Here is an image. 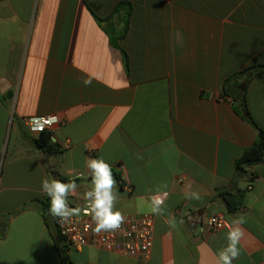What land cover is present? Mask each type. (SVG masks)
Wrapping results in <instances>:
<instances>
[{
	"label": "crops",
	"instance_id": "obj_1",
	"mask_svg": "<svg viewBox=\"0 0 264 264\" xmlns=\"http://www.w3.org/2000/svg\"><path fill=\"white\" fill-rule=\"evenodd\" d=\"M123 1L128 69L105 31H122L124 10L96 18ZM254 66H264V0H0V264H62L41 182L78 179L82 197L89 158L118 173L122 214H153L150 196H168L148 257L68 245L71 264H217L228 228L203 227L241 216L233 264H264V162L237 166L258 140L241 99L264 130V71L241 74ZM42 116L63 122L50 132L58 155L25 125ZM225 192L241 197L236 211Z\"/></svg>",
	"mask_w": 264,
	"mask_h": 264
},
{
	"label": "clouds",
	"instance_id": "obj_2",
	"mask_svg": "<svg viewBox=\"0 0 264 264\" xmlns=\"http://www.w3.org/2000/svg\"><path fill=\"white\" fill-rule=\"evenodd\" d=\"M182 35V34H181ZM86 83H90L86 81ZM86 166L90 170L91 188L82 194L78 193V185L73 181L64 182L53 178L43 179L41 190L50 198L48 212L50 216L59 218L60 222H68L73 216H77L83 210L91 216L95 224V232H107L118 230L125 220L124 215L115 208L117 195V181L114 178L111 166L100 158H89ZM186 195H189L186 193ZM168 196L167 192L157 191L150 196V208L153 214L162 215L164 200ZM191 197L199 198L198 194L191 193ZM69 197L82 198L86 202V207H71ZM171 228L176 227L175 218L169 217L165 221ZM243 217L225 224L228 228V244L219 251L217 264H233L239 258L240 249L238 247L243 237L241 225L244 223Z\"/></svg>",
	"mask_w": 264,
	"mask_h": 264
},
{
	"label": "built area",
	"instance_id": "obj_3",
	"mask_svg": "<svg viewBox=\"0 0 264 264\" xmlns=\"http://www.w3.org/2000/svg\"><path fill=\"white\" fill-rule=\"evenodd\" d=\"M25 125L32 136L50 133L55 125L63 122L54 116L29 117ZM150 201V200H149ZM86 207L84 201L81 209ZM125 217L121 227L116 231L95 232V224L91 216L83 210L73 216L68 222H60L56 218L59 234L73 249L81 250L85 247L97 248L124 257L146 258L150 255L155 230V217L145 213L139 216L123 214ZM225 226L218 217L210 218L204 225L210 232H216Z\"/></svg>",
	"mask_w": 264,
	"mask_h": 264
},
{
	"label": "trees",
	"instance_id": "obj_4",
	"mask_svg": "<svg viewBox=\"0 0 264 264\" xmlns=\"http://www.w3.org/2000/svg\"><path fill=\"white\" fill-rule=\"evenodd\" d=\"M120 10H124L122 31H120V32L114 31L113 34L106 29H105V31L109 34L112 44L116 48L121 50L123 57H124V60H125L126 67L128 69L129 68L128 55L119 46L118 41L125 37V34L127 33L128 28H129V20H130L131 14H132V7H131L130 3L124 2V1L120 2L116 5V7L113 11V15H111L110 17H107L105 19H101L98 17H96V18L100 22L108 21L112 18V16H114V14H117ZM251 71H252V74H257L258 72L264 71V66L251 67V68L245 70L241 74H246V73H249ZM239 75H235L234 77L226 80V82H225L226 84L224 87L225 93H228V89H229L228 84H230L232 82V80L236 79ZM241 104L243 105V108H244L245 120L251 126H253L258 132L257 142L251 148L247 149L245 151V153L243 154V156L237 161V166L239 168H246V167H250V166L264 162V130L262 128H260L256 124V122L252 119V117L250 116L244 98L241 99ZM33 143L35 144V146L39 150L43 151L45 154L58 155L61 153V150L59 149L57 144L52 141L50 133H42L41 135H39L33 139ZM111 170L113 172L115 180H119L118 173H116V171L114 169H111ZM58 179H60L61 181H64V182L73 181V180H68L67 178H65L64 176H61V175H58ZM74 181L76 183L79 182L78 179H74ZM88 181L91 182V176L88 177ZM223 196L225 197L228 209L230 211H236L241 206V197L232 195V194L227 193V192L223 193ZM54 241H55V244L57 246V250H58L59 255H60L61 263L62 264H71L70 258L67 254L68 244L64 241V239L62 238V236L60 234L57 238H54Z\"/></svg>",
	"mask_w": 264,
	"mask_h": 264
},
{
	"label": "water",
	"instance_id": "obj_5",
	"mask_svg": "<svg viewBox=\"0 0 264 264\" xmlns=\"http://www.w3.org/2000/svg\"><path fill=\"white\" fill-rule=\"evenodd\" d=\"M46 223L51 231V234L54 238L59 236V231L56 223L55 217L50 216L48 210L45 211Z\"/></svg>",
	"mask_w": 264,
	"mask_h": 264
}]
</instances>
